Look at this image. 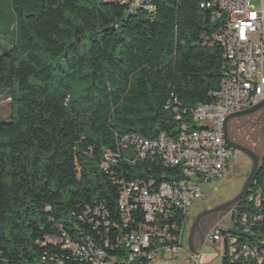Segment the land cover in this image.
Returning <instances> with one entry per match:
<instances>
[{"label":"trees","instance_id":"obj_1","mask_svg":"<svg viewBox=\"0 0 264 264\" xmlns=\"http://www.w3.org/2000/svg\"><path fill=\"white\" fill-rule=\"evenodd\" d=\"M10 1L17 32L0 52V90L12 105L11 120L0 124V264H58L54 254L78 264L50 239L92 234L80 219L87 205L104 204L115 217L116 180L160 172L130 163L122 138L175 137L183 124L165 106L172 96L185 107L211 102L223 50L201 38L216 28L201 8L209 0H152L154 12L133 13L129 0ZM105 151L119 154L109 172ZM261 157L250 192L233 208L248 216L250 234L233 233L264 247ZM258 191L259 207L251 200Z\"/></svg>","mask_w":264,"mask_h":264},{"label":"built area","instance_id":"obj_2","mask_svg":"<svg viewBox=\"0 0 264 264\" xmlns=\"http://www.w3.org/2000/svg\"><path fill=\"white\" fill-rule=\"evenodd\" d=\"M129 1V13L155 11L152 0ZM255 1L262 4L260 10ZM201 8L210 11L216 26L201 38L223 50L219 89L211 94V102L194 107H185L172 96L165 108L183 124L175 137L162 133L156 139L138 134L122 138L119 149L132 155L130 163L156 164L161 170L145 179L116 180L120 193L115 217L104 204L87 205L80 219L90 225L92 234L74 240L63 232L50 239L78 264H152L180 251L192 264H204L199 250L193 253L184 247L185 231L194 223L192 210L207 194L219 192L217 182L228 178L230 161L240 154L226 143L228 117L264 101V0H209ZM117 155L104 152L105 172L117 164ZM251 200L261 206L260 191ZM236 214L233 208L228 214L232 229H220L221 220L206 234L204 245L211 241L223 260L232 263L264 264V247L243 242L233 233L237 228L244 235L251 231L248 216ZM53 258L65 263L57 254Z\"/></svg>","mask_w":264,"mask_h":264},{"label":"rangeland","instance_id":"obj_3","mask_svg":"<svg viewBox=\"0 0 264 264\" xmlns=\"http://www.w3.org/2000/svg\"><path fill=\"white\" fill-rule=\"evenodd\" d=\"M110 3H124L128 0H105ZM257 10L262 8L259 1L254 2ZM17 16L10 0H0V52H6L10 49V39L14 37L17 32ZM9 92L0 90V124L11 120L12 105L8 98ZM254 120V119H253ZM255 121V120H254ZM245 140L253 145L254 149L260 155L264 151V137L261 132V126H248L243 133ZM253 167L252 160L245 154L240 153L236 161H230L229 176L225 180L217 182L219 192L209 193L200 202L198 208L192 210V220L195 219L204 211L214 208L220 204L228 202L236 197L242 190L246 179L248 178ZM220 229H232L231 218L229 215L224 217L220 222ZM192 224L186 228L184 247L189 249L187 238L190 235ZM218 246L211 241H207L205 245L199 250L202 255L204 264H223V257L220 256ZM152 264H192L190 259H185L186 254L183 251L177 253H168L163 258Z\"/></svg>","mask_w":264,"mask_h":264},{"label":"water","instance_id":"obj_4","mask_svg":"<svg viewBox=\"0 0 264 264\" xmlns=\"http://www.w3.org/2000/svg\"><path fill=\"white\" fill-rule=\"evenodd\" d=\"M263 109H264V101L259 103L256 106L248 109V110L231 114L225 123L226 143L231 148H234V149L238 150L240 153L247 155L252 160L253 167H252V170H251L248 178L246 179V182H245L242 190L239 192V194L236 197H234L232 200H230L228 202H225V203L220 204L214 208H211V209H208V210L202 212L195 219V221L192 225V228H191L190 236H189V247H190L191 252H193V253H197L198 250H200L204 245V239L200 242H196V240L194 238L195 232L199 228L200 222L203 219L208 218V217H216L215 225H217L221 220H223L224 217H226L229 214V211L232 208H234L241 200H243L248 195V193L250 192L251 185L253 184V181H254V179H255L258 171H259V168L261 166V163H262V157L260 155H257L251 149L244 147L238 143H235L230 139L229 134H228L229 122L234 120V119L244 118V117L254 115Z\"/></svg>","mask_w":264,"mask_h":264},{"label":"flooded vegetation","instance_id":"obj_5","mask_svg":"<svg viewBox=\"0 0 264 264\" xmlns=\"http://www.w3.org/2000/svg\"><path fill=\"white\" fill-rule=\"evenodd\" d=\"M251 125L261 126V132L264 137V109L254 115L244 118H238L230 121L228 125V134L233 142L238 143L244 147H247L252 151H254L257 155H260L253 147V145L255 144L251 145L250 143H248L247 140H245V137L243 136V133L246 130V128ZM215 223H216V217H208L203 219L200 222L199 228L195 232L194 238L196 242H200L203 239L205 242L206 234L215 225Z\"/></svg>","mask_w":264,"mask_h":264}]
</instances>
